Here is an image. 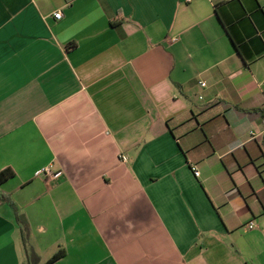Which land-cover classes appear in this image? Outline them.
Instances as JSON below:
<instances>
[{"label": "crops", "instance_id": "1", "mask_svg": "<svg viewBox=\"0 0 264 264\" xmlns=\"http://www.w3.org/2000/svg\"><path fill=\"white\" fill-rule=\"evenodd\" d=\"M3 170L0 264H264V0H0Z\"/></svg>", "mask_w": 264, "mask_h": 264}, {"label": "trees", "instance_id": "2", "mask_svg": "<svg viewBox=\"0 0 264 264\" xmlns=\"http://www.w3.org/2000/svg\"><path fill=\"white\" fill-rule=\"evenodd\" d=\"M13 173L10 170H3L0 172V185L4 183L6 180H8L10 177H12ZM0 200H7V197H5L2 193H0ZM22 235L24 238V245L26 249V262L25 264H39V259L36 256V254L33 252V250L28 246L27 239V228L26 225H22ZM64 255V250H59L57 253H55L49 260H47L44 264H51L61 258Z\"/></svg>", "mask_w": 264, "mask_h": 264}, {"label": "built area", "instance_id": "3", "mask_svg": "<svg viewBox=\"0 0 264 264\" xmlns=\"http://www.w3.org/2000/svg\"><path fill=\"white\" fill-rule=\"evenodd\" d=\"M53 16H54L55 19H60L62 17V12L58 10L55 13H53ZM174 40H176V39H174ZM199 83H200V86L201 87H205L206 86V83L203 82V81H201ZM121 160L122 161H126V157L121 156ZM192 170H193L194 176L199 177V171L197 169H195V168H192ZM59 175H60V172L52 173L50 171V168L49 167H45V168L39 169V170H37L35 172V176H47V177L52 176V177H55L56 178ZM253 227H254V222H252V221L249 222L248 228L249 229H252Z\"/></svg>", "mask_w": 264, "mask_h": 264}, {"label": "rangeland", "instance_id": "4", "mask_svg": "<svg viewBox=\"0 0 264 264\" xmlns=\"http://www.w3.org/2000/svg\"><path fill=\"white\" fill-rule=\"evenodd\" d=\"M30 242H32L31 240H30ZM28 243H29V241H28ZM30 244V243H29Z\"/></svg>", "mask_w": 264, "mask_h": 264}]
</instances>
